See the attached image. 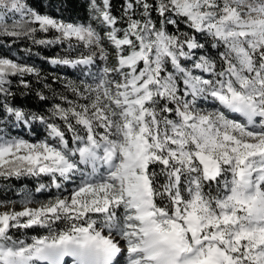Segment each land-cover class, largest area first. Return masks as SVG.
<instances>
[{
    "label": "snow or ice",
    "instance_id": "snow-or-ice-1",
    "mask_svg": "<svg viewBox=\"0 0 264 264\" xmlns=\"http://www.w3.org/2000/svg\"><path fill=\"white\" fill-rule=\"evenodd\" d=\"M87 8L0 0V35L66 45L50 62L79 71L73 99L30 111L12 85L39 72L0 54V177L48 193L0 200V264H264V0Z\"/></svg>",
    "mask_w": 264,
    "mask_h": 264
},
{
    "label": "trees",
    "instance_id": "trees-1",
    "mask_svg": "<svg viewBox=\"0 0 264 264\" xmlns=\"http://www.w3.org/2000/svg\"><path fill=\"white\" fill-rule=\"evenodd\" d=\"M38 5L39 10L42 13L49 14L54 18H63L71 20L74 18H83V22L88 21L89 13L87 8V0H34ZM121 0H112L114 7V14L118 15ZM68 5H74V7H68ZM12 24L8 25L11 30ZM18 31H26L27 26L21 25ZM54 33L38 34L37 38L53 39ZM65 46L58 44L53 45H36L31 39L20 35L15 37H7L0 35V54L9 56L15 59L17 62H26L27 64L34 66L39 72V78L32 75L27 77L31 86V91L23 89L19 85L18 81L13 82V90L16 91V103L18 106H24L26 110L30 111H42L47 112L53 103L61 102L59 97L61 94L68 96L69 99H73L72 93L65 88V80H76L79 74L78 69L65 65L52 64L50 61L52 58L57 57L64 53ZM47 84V86H45ZM37 93L43 95L46 98L41 100ZM18 133L26 139L36 141L41 139L45 135L44 128L39 123H36L32 128L19 129ZM46 182L34 177H10L5 179L0 177V200H16L20 191H29L40 196L35 190L39 186V183ZM55 191V190H53ZM44 230L40 229H28L20 230L15 235L20 239L30 240L33 235H42Z\"/></svg>",
    "mask_w": 264,
    "mask_h": 264
},
{
    "label": "rangeland",
    "instance_id": "rangeland-1",
    "mask_svg": "<svg viewBox=\"0 0 264 264\" xmlns=\"http://www.w3.org/2000/svg\"><path fill=\"white\" fill-rule=\"evenodd\" d=\"M69 81H73V82H76V81H74V80H70L69 79ZM68 81V79L67 80H65L64 82L65 83H68L69 82ZM78 83V82H77ZM44 137V136H43ZM43 137L41 138V139H43ZM38 140H40V139H38ZM37 141V140H36ZM42 183V182H41ZM24 194H31L33 197H34V199L35 200H37V201H39V200H43V199H46L47 198V196H48V193L46 192L45 194H40V196H36V194H34V193H31V192H29V191H27V192H25V191H20L19 192V194L17 195V198H16V200H19ZM15 200V199H14ZM33 207H35L36 205H32Z\"/></svg>",
    "mask_w": 264,
    "mask_h": 264
},
{
    "label": "built area",
    "instance_id": "built-area-1",
    "mask_svg": "<svg viewBox=\"0 0 264 264\" xmlns=\"http://www.w3.org/2000/svg\"><path fill=\"white\" fill-rule=\"evenodd\" d=\"M55 18H57V17H55ZM66 20V19H65Z\"/></svg>",
    "mask_w": 264,
    "mask_h": 264
}]
</instances>
